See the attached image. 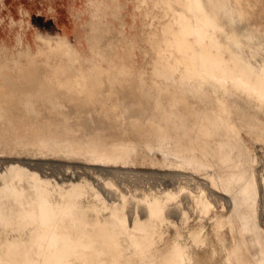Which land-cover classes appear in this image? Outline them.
Instances as JSON below:
<instances>
[{"label": "bare ground", "instance_id": "obj_1", "mask_svg": "<svg viewBox=\"0 0 264 264\" xmlns=\"http://www.w3.org/2000/svg\"><path fill=\"white\" fill-rule=\"evenodd\" d=\"M135 8H144L146 64L129 34L110 47L89 31L87 54L65 36L41 37L39 52L21 41L0 48V118L14 119L0 121V151L79 158L109 175L100 176L104 195L87 179L59 183L15 160L0 167V264H205L208 247L226 264H264V156L252 148L264 152V0ZM38 59L52 68L44 77L32 73ZM22 83L32 89L2 96ZM29 108L54 121H20ZM109 131L136 137L99 139ZM141 147L161 155L175 187L117 186L113 177L135 171L107 164L126 167ZM192 173L205 185L191 187ZM213 200L230 209L211 217L220 249L201 218L189 222V211L209 215Z\"/></svg>", "mask_w": 264, "mask_h": 264}, {"label": "rangeland", "instance_id": "obj_2", "mask_svg": "<svg viewBox=\"0 0 264 264\" xmlns=\"http://www.w3.org/2000/svg\"><path fill=\"white\" fill-rule=\"evenodd\" d=\"M123 5L122 1H120ZM138 2V0H136ZM123 7V6H121ZM119 7V8H121ZM143 11L144 8L138 12V20L141 21V23L138 24V31L137 33L130 35L135 42V45L138 50V60L139 62H142V64H146L149 60L148 56H144L143 54V48L148 47V41L145 34L146 27L144 26V17H143ZM107 33L109 31H106ZM124 34L123 31H119V35L117 38H112L110 40V47L115 46L117 44V41L119 40V36ZM47 37H52L49 35H46ZM42 45L41 48H43ZM37 52L40 51L38 48L36 50ZM143 54V55H142ZM92 55V53H91ZM93 57V56H92ZM58 60H60V57L55 56L53 57L54 63H56ZM98 61L95 58L89 59L88 64H92L94 62ZM53 63V64H54ZM52 70L51 67L48 65L45 66L40 62V60L34 61V64L32 66V73L35 75H40L44 77L46 74H48ZM32 89L29 88L24 83L21 84V86L16 90L14 93L5 92L2 93V96H14L17 97L20 94L24 93L25 91H28ZM40 105H44L46 103H39ZM58 111V110H57ZM24 116L20 119V121L24 122H40V121H54V119H48V118H41L38 117L37 114L40 112V110L36 109H23L21 111ZM120 121V118H112L108 119L106 121ZM128 121L130 119H127ZM0 121H14V119H8V118H0ZM56 121H86V120H76V119H57ZM243 136L249 140L251 138V134L247 135L248 133L245 130H242ZM103 136V137H102ZM100 136V140L102 139H117V138H127V137H136L135 135L130 136L129 134L123 133V132H116V131H109L106 134ZM252 148L254 152L258 153V155H263L264 152L262 149H260L258 146L254 147L252 144ZM134 161L130 164H128L126 167H123L121 164H107V168L112 167L116 169H130L135 172L130 173L128 175L120 174L118 176L113 177V180L117 183V186L122 189L123 191L127 192L128 194L131 192H140L141 190H148L149 188L153 190H157L159 188H173L177 185L175 180H170L169 177L161 174L164 172H168L171 169L168 167H162V157L159 153H151L149 154V157L147 156V151L144 147L139 148L137 150V153L133 154ZM264 158V157H263ZM10 160H15L21 162L22 165H26L30 170L32 171H38L41 175L42 174H48L47 176L51 178L52 180L58 181L59 183H63L68 179H78V180H84L90 184V186H97L100 187L101 191L104 195H107L106 188L102 185V178L105 175V172H101L96 168L94 171L91 166L94 167L97 164L95 163H88L84 162L83 160L79 158H64L62 156H54V155H31L27 154L21 150H5L0 151V167L5 166ZM154 163H157L156 165ZM88 166V167H87ZM98 167V166H96ZM92 169V170H91ZM151 171L157 172L156 174L150 173ZM81 174V175H80ZM78 175V176H77ZM108 177L109 175L106 174ZM105 175L104 178L107 176ZM74 176V177H73ZM80 176V177H79ZM85 176V177H82ZM102 176V178L100 177ZM70 177V178H69ZM79 177V178H78ZM87 177V178H86ZM83 178V179H82ZM115 178V179H114ZM101 179V180H100ZM80 180V181H81ZM185 180H182L184 182ZM190 186L192 187L195 182L200 183L202 186L206 183L205 176L197 173H192V179L187 181ZM214 191L219 193L220 195H224L223 191L219 189L218 187L214 188ZM213 208L209 215H199L198 213H195L193 211H189V222L191 224H195L198 222V220L201 218L203 224H206L207 230L210 232V239L215 243V246L217 249H220L218 244L215 241V238L213 236L212 230V222L211 217L214 214L222 215L224 218H227V216L230 214V209L225 200H221L220 202H216L213 200ZM263 202L260 200V221L261 225L264 227V210H263ZM213 213V214H211ZM226 234V230L224 231ZM204 257H205V264H226L224 262V257L221 252V250H217V253L214 254L210 247L206 248L204 251ZM219 254V255H218ZM213 256V257H211ZM221 256V257H219ZM211 258V259H210ZM215 258V260H214ZM220 258V259H219ZM218 260V261H217ZM217 261V262H215ZM221 261V262H220Z\"/></svg>", "mask_w": 264, "mask_h": 264}, {"label": "crops", "instance_id": "obj_3", "mask_svg": "<svg viewBox=\"0 0 264 264\" xmlns=\"http://www.w3.org/2000/svg\"><path fill=\"white\" fill-rule=\"evenodd\" d=\"M135 7L136 0H0V48H14L21 41L36 51L41 37L65 36L87 54L89 31H95L101 45L117 38L119 31L137 33L141 21ZM102 31H109L106 38Z\"/></svg>", "mask_w": 264, "mask_h": 264}]
</instances>
